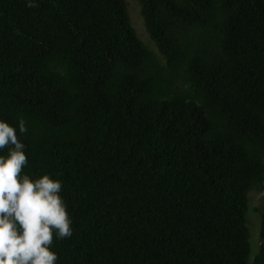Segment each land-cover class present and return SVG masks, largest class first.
I'll return each instance as SVG.
<instances>
[{
	"label": "trees",
	"instance_id": "trees-1",
	"mask_svg": "<svg viewBox=\"0 0 264 264\" xmlns=\"http://www.w3.org/2000/svg\"><path fill=\"white\" fill-rule=\"evenodd\" d=\"M0 0V119L73 235L59 264H264V0Z\"/></svg>",
	"mask_w": 264,
	"mask_h": 264
},
{
	"label": "clouds",
	"instance_id": "clouds-1",
	"mask_svg": "<svg viewBox=\"0 0 264 264\" xmlns=\"http://www.w3.org/2000/svg\"><path fill=\"white\" fill-rule=\"evenodd\" d=\"M18 132H28L24 119H0V264H59L54 239L73 235L64 185L51 173L33 178L23 171L29 159Z\"/></svg>",
	"mask_w": 264,
	"mask_h": 264
},
{
	"label": "rangeland",
	"instance_id": "rangeland-1",
	"mask_svg": "<svg viewBox=\"0 0 264 264\" xmlns=\"http://www.w3.org/2000/svg\"><path fill=\"white\" fill-rule=\"evenodd\" d=\"M129 10L131 13L132 21L136 27L138 33L146 44L157 52L155 45L153 44L141 13V5L139 0H128ZM264 199V186L254 189L250 193V211L248 213V221L251 230V243L254 254L256 255L260 249V227H261V213L258 208L261 206Z\"/></svg>",
	"mask_w": 264,
	"mask_h": 264
}]
</instances>
